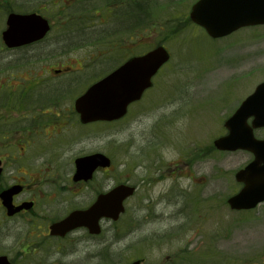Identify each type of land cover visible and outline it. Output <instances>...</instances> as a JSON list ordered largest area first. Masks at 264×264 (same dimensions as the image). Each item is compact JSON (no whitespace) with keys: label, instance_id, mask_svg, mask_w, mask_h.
Returning <instances> with one entry per match:
<instances>
[{"label":"rangeland","instance_id":"rangeland-1","mask_svg":"<svg viewBox=\"0 0 264 264\" xmlns=\"http://www.w3.org/2000/svg\"><path fill=\"white\" fill-rule=\"evenodd\" d=\"M110 1L77 0L79 9L72 0H0V35L7 7L19 12L44 9L53 21L48 36L29 48L31 67H84L96 71L95 77L111 68L99 65L104 58L116 67L124 55L158 44L171 53L152 88L126 116L99 129L97 139L82 142L99 149L113 145L112 178L97 174L98 191L112 182L136 185L120 218L104 220L96 239L75 230L61 245L51 239L39 249L33 245L35 237L20 233L19 219L7 242L19 239L29 246L30 257L21 258V264H126L137 256L144 259L142 264H264V202L240 211L227 203L241 187L236 171L253 155L219 151L213 145L214 138L226 132L224 118L264 81V25L213 39L189 20L195 0H143L137 6L142 19L128 27L114 26L116 21L112 26L109 9L116 4L109 7ZM116 9L127 11V6ZM120 11L117 19L123 21L127 15ZM0 65L14 67L9 58ZM71 72L64 78L72 89L84 75L85 82L94 80L92 71L81 76ZM68 159L66 153L61 160ZM62 172L66 183L71 182L73 164L72 170L63 164ZM53 184L57 188L65 182L60 178ZM86 201L84 194L73 196L63 187L52 207L62 216Z\"/></svg>","mask_w":264,"mask_h":264},{"label":"flooded vegetation","instance_id":"flooded-vegetation-1","mask_svg":"<svg viewBox=\"0 0 264 264\" xmlns=\"http://www.w3.org/2000/svg\"><path fill=\"white\" fill-rule=\"evenodd\" d=\"M32 44L18 47L0 44V64L9 58L14 65H0V256H7L13 264H21V258L30 257L29 246L24 241L7 242L10 232L18 228L19 219L20 233H25L27 238L35 237L32 239L35 249L51 239L61 245L69 234L51 233V224L66 215L57 216L52 207L60 190L65 187L73 196H86V203L71 208V211L87 208L100 192L113 187L112 182L108 188L98 191L95 180L100 173L110 178L112 163L108 167H99L89 180H74L73 173L72 185L70 181L66 183L68 178L62 172L63 164L71 170L73 164L75 172L74 161L79 156L102 152L111 157V143L99 149L97 145H83L82 142L97 139L98 130L110 128L114 121L84 123L75 106L81 89H72L64 78L72 68L29 66ZM11 55L15 56L13 60ZM66 153L69 159L61 160ZM53 171L55 178L51 181ZM60 178L65 184L54 187L53 183ZM88 236L97 238L93 234Z\"/></svg>","mask_w":264,"mask_h":264},{"label":"water","instance_id":"water-1","mask_svg":"<svg viewBox=\"0 0 264 264\" xmlns=\"http://www.w3.org/2000/svg\"><path fill=\"white\" fill-rule=\"evenodd\" d=\"M191 18L206 27L213 37L223 36L249 24L264 23V0H199L191 10ZM50 28L46 18L38 13L11 12L3 39L8 46H19L43 38ZM169 59L163 46L143 56L131 58L120 68L93 84L77 101L82 119H115L126 113L128 104L139 99L152 84V77ZM254 116L252 124L248 118ZM225 126L228 134L215 140L223 150L248 149L255 159L237 172L236 178L244 181L243 189L230 197L232 208H251L264 200V139H257L254 127L264 126V82L248 96ZM75 179H88L98 165H109V159L94 154L77 159ZM134 187L119 184L107 194H101L88 210L73 211L65 220L57 223L54 232L64 234L80 225H87L92 232H99L98 221L102 216L119 217L124 210L123 200L133 194ZM0 264H6L0 259ZM131 264H140L135 261Z\"/></svg>","mask_w":264,"mask_h":264},{"label":"trees","instance_id":"trees-1","mask_svg":"<svg viewBox=\"0 0 264 264\" xmlns=\"http://www.w3.org/2000/svg\"><path fill=\"white\" fill-rule=\"evenodd\" d=\"M131 3V2H130ZM11 10V9H10ZM139 12L137 10H129L128 11V15H127V18L129 20H133L134 18H136L138 16ZM140 17V16H139Z\"/></svg>","mask_w":264,"mask_h":264},{"label":"bare ground","instance_id":"bare-ground-1","mask_svg":"<svg viewBox=\"0 0 264 264\" xmlns=\"http://www.w3.org/2000/svg\"><path fill=\"white\" fill-rule=\"evenodd\" d=\"M135 153H132L131 155H134ZM157 200V198H153V201H156ZM172 214H173V212H172ZM172 214H171V216H172ZM169 216H168V218H170V214H168Z\"/></svg>","mask_w":264,"mask_h":264}]
</instances>
